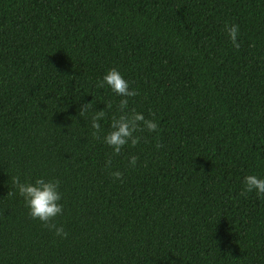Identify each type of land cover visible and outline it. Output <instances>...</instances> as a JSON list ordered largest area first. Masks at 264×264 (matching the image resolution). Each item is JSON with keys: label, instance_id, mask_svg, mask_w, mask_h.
<instances>
[{"label": "trees", "instance_id": "16d2710c", "mask_svg": "<svg viewBox=\"0 0 264 264\" xmlns=\"http://www.w3.org/2000/svg\"><path fill=\"white\" fill-rule=\"evenodd\" d=\"M112 67L158 124L119 155L78 116L115 113ZM247 174L264 177V0H0V264H264ZM13 175L60 181L65 238L7 195Z\"/></svg>", "mask_w": 264, "mask_h": 264}, {"label": "clouds", "instance_id": "9594fccd", "mask_svg": "<svg viewBox=\"0 0 264 264\" xmlns=\"http://www.w3.org/2000/svg\"><path fill=\"white\" fill-rule=\"evenodd\" d=\"M227 36L234 48H239L238 37L240 35L239 25L236 23L225 24ZM99 88H105L119 97L115 107V113L107 116L106 109L111 110L112 104H106L103 110L90 111L91 103H82L78 110V116L87 120L93 139H102V143L111 149L113 155H119L124 145L135 146L139 143L141 136L135 133L158 132L156 120L146 118L143 112H138L134 108H129V98L135 97L137 89L130 87V81L126 80L115 68L107 69L99 78L96 84ZM107 118L108 126L103 130L101 138V121ZM156 148L160 145L157 143ZM138 157L131 155L128 157V165L135 167ZM111 159L105 160V168L109 169L111 177L120 180L122 173L120 170L111 169ZM12 189L8 191V196H18L22 198L28 209V215L39 220L49 230L54 231V235L65 238L68 233L63 226L49 223L54 217L61 214L63 205L61 203L62 193L60 191V181L55 178L45 179L43 176L35 177L32 180L21 181L16 175L10 177ZM241 195L254 192L257 198L264 199V177L256 174H247L243 177Z\"/></svg>", "mask_w": 264, "mask_h": 264}]
</instances>
